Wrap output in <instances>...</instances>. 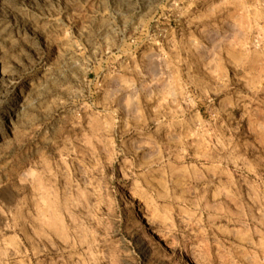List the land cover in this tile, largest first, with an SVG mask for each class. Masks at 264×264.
<instances>
[{
	"label": "rangeland",
	"instance_id": "rangeland-1",
	"mask_svg": "<svg viewBox=\"0 0 264 264\" xmlns=\"http://www.w3.org/2000/svg\"><path fill=\"white\" fill-rule=\"evenodd\" d=\"M0 264H264V0H0Z\"/></svg>",
	"mask_w": 264,
	"mask_h": 264
},
{
	"label": "bare ground",
	"instance_id": "bare-ground-1",
	"mask_svg": "<svg viewBox=\"0 0 264 264\" xmlns=\"http://www.w3.org/2000/svg\"><path fill=\"white\" fill-rule=\"evenodd\" d=\"M119 85V83H116ZM121 85H119L120 89L122 91H124L125 94L129 95V96H133V92L132 90H134V87L132 84H127V83H122L120 82ZM137 211V210H136Z\"/></svg>",
	"mask_w": 264,
	"mask_h": 264
}]
</instances>
